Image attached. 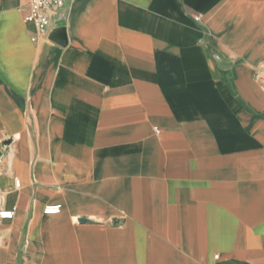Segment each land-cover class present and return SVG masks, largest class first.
<instances>
[{
  "label": "crops",
  "instance_id": "obj_1",
  "mask_svg": "<svg viewBox=\"0 0 264 264\" xmlns=\"http://www.w3.org/2000/svg\"><path fill=\"white\" fill-rule=\"evenodd\" d=\"M27 9L0 0V264H264V0H66L64 47Z\"/></svg>",
  "mask_w": 264,
  "mask_h": 264
},
{
  "label": "built area",
  "instance_id": "obj_2",
  "mask_svg": "<svg viewBox=\"0 0 264 264\" xmlns=\"http://www.w3.org/2000/svg\"><path fill=\"white\" fill-rule=\"evenodd\" d=\"M66 0H28V9L24 17V23L32 25L36 28L37 34L41 37H47L51 32L52 14L63 7ZM195 19H197L195 17ZM36 41V37L31 39ZM255 80L264 88V62L260 63L258 70L254 74ZM158 132V129H154ZM14 185L19 188L20 182L15 180ZM60 206L46 207L44 209L45 214H57L59 213ZM14 217L13 210L0 209V222L5 220H11ZM214 259H218V256H214Z\"/></svg>",
  "mask_w": 264,
  "mask_h": 264
},
{
  "label": "water",
  "instance_id": "obj_3",
  "mask_svg": "<svg viewBox=\"0 0 264 264\" xmlns=\"http://www.w3.org/2000/svg\"><path fill=\"white\" fill-rule=\"evenodd\" d=\"M49 40L54 42L60 47H64L67 43L65 28L62 22L56 24L55 28L49 33ZM213 59L219 69H226L231 66V63H225L217 55L213 56ZM80 222H85L86 219H79Z\"/></svg>",
  "mask_w": 264,
  "mask_h": 264
}]
</instances>
